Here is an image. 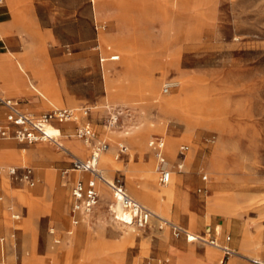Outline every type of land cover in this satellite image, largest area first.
Here are the masks:
<instances>
[{
  "label": "rangeland",
  "instance_id": "1",
  "mask_svg": "<svg viewBox=\"0 0 264 264\" xmlns=\"http://www.w3.org/2000/svg\"><path fill=\"white\" fill-rule=\"evenodd\" d=\"M117 2L128 6L119 7ZM30 7L43 44L33 47L34 54L28 59L31 43L26 47L23 39V49L19 40L12 42V50L25 51V55H17L29 68L15 82L0 68V92L16 98L22 109L35 115L55 107L89 106L91 113L84 123L109 142L106 151L116 156L121 145L128 147L129 154L116 158L118 165L110 175L99 162L106 178L122 174L131 193H145V188L151 200V204L142 201L146 206L194 233L216 228L220 237L229 234L235 254L224 260L226 264L229 260H233L231 264L264 260V0H95V4L92 0H35ZM102 32L119 34L125 43L150 51L154 68L149 73L156 89L142 85L141 78L148 72L143 67L128 69L120 59H101L110 56L103 54ZM127 75L134 79L135 97L119 92V80ZM169 78L180 84L165 94L162 84ZM105 82L113 94L107 95ZM46 86L52 89V96ZM141 92L150 97L144 99ZM173 95L180 100L164 101ZM111 111L118 114L117 121L106 128ZM186 114L194 122L188 124ZM205 114L207 118L201 119ZM3 121L2 114L0 123ZM156 124L160 131L153 130ZM54 125L63 134L58 138L61 143L63 139L78 140L73 122ZM154 135L164 138L166 155V145L173 147L170 164L178 174L167 185L158 183L155 160L147 146ZM183 143L190 145L185 155L190 158L178 171L174 159ZM1 149L16 160L0 164V168L29 166L36 183L28 186L0 176V237H4L0 264H64L63 251L74 248L79 251L69 257L77 262L71 264H209L202 258L206 248L213 249L208 244L176 239L166 228L134 229L121 222V206L104 183L108 194L102 197L99 189L96 206L87 217L80 214L68 240L63 232L68 224L66 214V224L49 213L26 223L28 207L35 204L23 193L48 203L61 193L67 201L82 173L70 169L72 157L51 141L26 143L8 137L1 140ZM89 150L83 155L70 152L85 159ZM147 166L155 174L149 182L143 174ZM46 171L51 173L50 182L44 180ZM69 175L75 176L74 181L64 182ZM85 176L82 178L89 175ZM168 188L166 196L159 194ZM210 195L237 197L236 214L217 213L207 205ZM14 214L19 218L14 219ZM82 219L77 241L76 229ZM52 227L60 243L54 244ZM255 228H259L260 244L242 246L243 231ZM220 258L222 253L214 264H222Z\"/></svg>",
  "mask_w": 264,
  "mask_h": 264
},
{
  "label": "built area",
  "instance_id": "2",
  "mask_svg": "<svg viewBox=\"0 0 264 264\" xmlns=\"http://www.w3.org/2000/svg\"><path fill=\"white\" fill-rule=\"evenodd\" d=\"M116 58L117 56H112V59ZM178 85L179 81L169 78L162 84V92L165 94L169 93L173 89L177 88ZM0 104H2L6 109V123L0 124V141L1 139L8 137H12L20 142L26 143H31L38 140L51 141L60 149L65 151L67 155L72 157L71 160L73 168L80 171H87L91 174V178L86 182L82 180L76 181L72 188V213L82 211L85 215H90L99 200L97 184L98 182H102L111 191L113 198L119 202L123 212L130 216L128 221H126L127 224L134 225L137 228H145L150 226L152 222H155L158 228L168 229L176 238L184 237L187 241H197L217 247L223 253V257L221 259L222 264H225V259H228L230 256L235 254L234 249L228 244L230 241L229 234L224 235L223 241L221 242L217 237L210 236L209 231L203 234L194 233L183 225L170 221L159 215L144 203L134 198L128 192L121 175H116L111 179L106 178L98 167L100 154L109 147V143L105 140L93 143V148L89 156L83 159L73 155L68 149L64 148L63 145L59 143L57 138L52 137L46 132L45 128L47 124L54 125L57 121H68L75 118L76 113L73 108L55 107L49 111H46L45 113L35 115L22 109L17 99L6 97L1 93ZM117 117L118 114L116 112L111 111L109 113V116L107 117V123L109 127L115 125ZM75 133L85 143L92 142L95 136L94 131L85 125H79L76 128ZM147 144L152 149L156 157L158 182L161 185H166L170 182L172 173L174 172V167L171 166L165 153L164 138L159 135L151 136ZM188 149V144L183 143L179 145L178 157L180 162L175 163L178 171L183 168L184 157ZM127 151L128 147L126 145H121L118 148L116 157L126 154ZM6 171L11 178L20 179L30 184H32L34 181L33 170L29 166L22 168L21 171H19L16 167H8ZM203 178L206 179L207 176H204ZM2 198L3 196L0 194V200ZM115 216L118 217L116 214ZM13 217L18 218L19 215L14 214ZM73 221L77 222V217L74 216ZM253 263L264 264V262L258 261L256 259H253Z\"/></svg>",
  "mask_w": 264,
  "mask_h": 264
},
{
  "label": "crops",
  "instance_id": "3",
  "mask_svg": "<svg viewBox=\"0 0 264 264\" xmlns=\"http://www.w3.org/2000/svg\"><path fill=\"white\" fill-rule=\"evenodd\" d=\"M92 1L95 4V0H92ZM34 4H35V0H0V55L1 54H10V55L14 54L15 55V54H21V53L25 55V51L22 52V50H12L11 47L13 46L12 42L14 40H19L22 43L23 49H24L23 39L26 42V47H27V45H29V43H31L32 52H27V54H26L28 59H29V57H32L33 54H34L33 53L34 52L33 51V47H35L36 45L37 46H41L43 44V36L39 32V30L36 29V26L34 25V23L31 20L32 19V16H31L32 13L30 12L31 11V7L30 6H33ZM116 5H118L119 7H123V8L128 6V4H124L123 2H117ZM100 41H101V44H102L101 47H102V49L104 51L103 54H106V55L110 54L109 57L101 58L102 60L103 59H107V58H110V60H112V61L120 59L124 63V67H127L128 69L129 68L133 69L134 67H137V66L138 67L139 66L143 67V69H145L148 72H147V75H145L143 77V79L141 78V81H143L142 85L147 86V87H149L151 89L152 88L156 89L154 81L152 80L151 74L149 73L151 71V69L154 68V64H153L154 59H153L152 55L150 54V51L148 53L145 50L138 49L135 46V44L130 43V41L125 43V41H123V38H120L119 34H115V33H112V32H102L101 35H100ZM110 44L111 45L113 44V47L116 50V52L115 51H111L112 49H111ZM111 56H117V58L116 59H112ZM105 68L106 69H110L107 66ZM127 76H128V78L125 77V79L122 78V79L119 80L122 89L121 90L118 89V90H119V92L122 91L124 97H130V96L135 97L136 94H135L134 90H132V86H131L134 83V79L132 77V80H131L130 79L131 77L129 75H127ZM121 80H122V82H121ZM188 81H189L188 83L191 82L189 79H188ZM105 86H106L107 95L108 94H113V93H111V92H113V90L112 89L109 90L107 88V82H105ZM143 91H144V89H143ZM0 93L3 95L2 92H0ZM141 93L144 94L143 95V97L145 96L144 99H147V98L150 97L148 95V93H146V92H141ZM4 96H6V95H4ZM6 97L16 99V98L11 97V96H6ZM62 108H73L75 113H76V117L73 118V119H70L68 121H57V123H60V122L61 123L62 122H73L74 123L75 132H76V128L79 125H85L87 127H90L89 125L84 123V119H87L89 117V114L91 113V109H90L89 106H86V105H82V106H63ZM2 114L4 115V121L1 122L0 124H5L6 123V119H5L6 109H5V107L2 104H0V118H1ZM175 114L179 115L178 113H175ZM204 118L205 119L207 118V114H205L204 117L201 118V119L204 120ZM185 119H186V122L188 124H190L191 121L194 122L192 117H189V115H187V114L185 115ZM155 126H156V128L153 129V130H156V131H160L161 130V129H159L160 125L156 124ZM105 127L106 128H110V127H108V125L106 123H105ZM149 128H154V126L153 127L150 126ZM149 128H146V130L149 131L150 130ZM92 130L95 133V136H94V138L92 140L93 143L99 142V141H102V140L106 141L105 138H100L98 136V133L94 129H92ZM75 135H76V133H75ZM77 138H78V140H80L81 142L86 144L87 147L89 146L88 148L90 150L88 152H91V150L93 148V144L85 143L78 136H77ZM4 139H8V138H3L1 140H4ZM106 142H108V141H106ZM61 144L64 146V148L66 147V149H68V146L70 145V139H63V143H61ZM64 144H66L67 146H65ZM147 146H148V144H147ZM109 147H110V145H109ZM178 148H179V145H178ZM148 149L152 153V156H153V158L155 160V166H156V164H157L156 157H155L152 149L149 146H148ZM189 149H190V145H189ZM189 149H188V151H189ZM60 150L65 153V151H63L62 149H60ZM106 150H104V151H106ZM187 152H186V155H187ZM89 154L87 155V157L89 156ZM128 154L129 153L127 151V153L126 154H122L121 157L125 156V155H128ZM116 158H118V157H116ZM167 158H168L169 162H171L169 155H167ZM189 158H190V156H189ZM189 158L187 159V157L185 156L184 161L187 162L189 160ZM12 160L13 161L16 160L13 154L7 153L6 151H4V149L0 150V164H6L8 162H12ZM174 160H175L174 163H176L179 160L178 149H177V152H176ZM71 163H72V161H71ZM8 167H16L19 171H21L22 168L27 167V166H24V167H18V166H14V165L2 166L0 168V176L1 175H6V176L10 177L8 175L7 171H6V169ZM70 169L71 170H77V169L73 168V165H72V168H70ZM67 171H68V169H64L62 172H63V174H67ZM77 171H80V170H77ZM80 172L82 173V175L80 176L81 178L77 179L76 181L82 180V181L86 182L88 179L91 178V174L89 172H87V171H80ZM177 174L178 173L174 169V172L172 173V177H171L170 181L173 179L174 176H177ZM85 175H89V176H88V178L83 179L82 177H86ZM107 175H110V172L108 170H107ZM117 175H121L122 176V178L124 180V183H125V186H126V182H125L124 176L122 174H117ZM43 176H44V180L45 181H49V182L51 181V177H50L51 173L50 172H47V171L44 172ZM115 176L116 175H114L113 177H115ZM74 177L75 176H70L69 175V177H66L64 179V182L67 181V180L72 182L75 179ZM33 178H34V181H33L32 184H30L28 182H25V181H23V182L26 183L28 186H34L35 183H36V175H35L34 171H33ZM11 179L15 180L16 178H11ZM16 180H20V179H16ZM76 181L74 182V184L76 183ZM157 181H158V179H157ZM101 183L102 182H98V184H97L98 191L100 189V184ZM74 184L71 187V193H72V188H73ZM226 185L230 186L231 183L226 182ZM143 187H145L144 183H143ZM127 190H128V188H127ZM133 191L134 190H132V193L134 194ZM144 191H145V188H144ZM109 192L111 193L110 190H109ZM128 192L134 198H136L138 201L142 202L140 199H138L136 197L135 194L133 195L129 190H128ZM179 192H181V191H179ZM23 194L28 195V198H31V200H32L33 204H35V206H36V204L38 205L37 208L34 205H32L30 208L28 207L27 215L25 216V222L26 223H29L38 214L49 213V215H52V218H54L57 221H60L61 224H66L67 222L64 220L65 219L64 216L66 214V216L68 218V224L66 225V227L63 228V232L65 233L64 237L66 238V240H68V238H70L72 236V230L78 224L80 214L85 215L82 211H77L76 213H72V203H73L72 194H70V197L66 201V197H64L61 193H56L54 196H52V202H49V203L45 202V201H42V200L39 201L35 196H31L30 193H23ZM112 198H113V196H112ZM142 203H144V202H142ZM74 216L77 217V219H78L77 222L73 221ZM85 216L87 217V215H85ZM18 218H14V219H18ZM130 226H132L134 229L137 228L134 225H130ZM153 226H156L158 228V226L156 225L155 222H152V224L150 226L145 227V228H149V227H153ZM16 229L17 228H14V230H16ZM137 229H143V228H137ZM258 229L257 228L254 229V231L255 230L257 231V234H259V230ZM49 231L52 234V236L54 237L53 238L54 244L60 243L61 239L59 237H57L58 235L56 233V228H54V227L49 228ZM208 231L210 232V236H215V237H217L219 239V241H221V242L223 241V237L224 236L220 237L221 236L220 231H218L216 228H214V229L209 228ZM251 232H253V231H251ZM174 238H176V237H174ZM176 239H185V238L184 237H180V238H176ZM250 239H252V238H247V239H245L243 241L241 240L242 241V246H245V247L249 246L251 248H253V247L255 248V245L249 244ZM255 241L257 242L256 245H258V244H260L261 238L255 240ZM186 242H197V241H187L186 240ZM228 244H229V242H228ZM3 245H4V237L1 236L0 237V249L3 248ZM209 246L211 248L215 249V250L206 248L203 251V253H202V258L205 259L207 263L214 264L217 256L220 253H222V251L219 248H217V247H214V246H211V245H209ZM229 246H230V244H229ZM254 250L257 251L256 249H254ZM222 257H223V253H222ZM220 259H222V258H220ZM255 259L260 260V261H264V260H261L259 258H255ZM29 260H31L32 262L34 261V259H29ZM232 261L229 260L227 262V264H231ZM159 264H162V263H159Z\"/></svg>",
  "mask_w": 264,
  "mask_h": 264
},
{
  "label": "bare ground",
  "instance_id": "4",
  "mask_svg": "<svg viewBox=\"0 0 264 264\" xmlns=\"http://www.w3.org/2000/svg\"><path fill=\"white\" fill-rule=\"evenodd\" d=\"M32 47V46H31ZM23 58L21 57V55H17V54H3L0 55V68L3 71L4 75L6 76V78H8L10 81L15 82L16 79L20 76L21 72H26L29 68L28 65L23 64ZM26 63V62H25ZM1 72V71H0ZM22 80V79H21ZM179 81V80H178ZM180 84V82H179ZM179 86V85H178ZM152 90H154V88H152ZM46 91L47 94L49 96H52V89L49 86H46ZM191 91V90H190ZM151 92V91H150ZM156 93V92H155ZM165 102H174L175 100H180L178 95H173L170 97H164L163 98ZM191 101V100H190ZM187 102V101H185ZM179 103V101H178ZM190 103V102H189ZM166 104V103H165ZM187 104V103H186ZM176 105V104H174ZM173 105V106H174ZM180 105V104H179ZM164 106V105H163ZM171 105H169L170 107ZM178 107V106H177ZM172 108V107H171ZM174 108V107H173ZM186 108V107H185ZM192 108V107H190ZM177 109V108H176ZM193 109V108H192ZM199 109V108H197ZM181 110V109H180ZM171 111V110H170ZM196 111V109L194 110ZM198 111V110H197ZM196 111V112H197ZM174 113V111H173ZM177 113V111H176ZM191 115V114H190ZM46 132L51 135L52 137L55 138H59L62 134L61 129L58 126L52 125V124H47L46 128H45ZM128 133V132H127ZM60 142V141H59ZM61 144V142H60ZM66 146V145H65ZM70 148L69 151H71L73 154H78V155H83L87 150L88 147L86 144H84L83 142H81L80 140H70V145L68 146ZM66 148V147H65ZM172 146L170 143H168V145H166V149H167V153L168 155L171 157L172 156ZM41 150V148H40ZM109 150V148H108ZM87 154V152H86ZM100 165L108 171H112L114 170L118 163L116 161V157L112 156L110 151H106V152H102L100 154V159H99ZM156 169V167H155ZM144 177H148V182L149 180H151V177H154V168L147 166L146 169H144ZM100 188L102 189L101 191V195L102 197L106 196L108 194V191L105 189V187L100 184ZM100 191V190H99ZM134 194L136 195V197L138 199H140L141 201H145L151 204V200L148 196V192L145 190V193H139L137 191H133ZM170 192V189H166V190H162L159 192L160 195L166 196L168 193ZM210 200L211 203L207 204L208 206H213L216 210L217 213H222V214H226V215H234L237 212L238 206H239V200L237 199V197H234L232 195H226V196H215V195H210ZM209 200V199H208ZM119 203V202H118ZM215 204H217L218 206L215 207ZM120 205V204H119ZM121 206V205H120ZM122 209V207H121ZM64 212V211H63ZM120 214V213H118ZM129 215H127L126 213L123 212V209L121 210V222H125L128 221L129 219ZM125 220H123V219ZM81 224L78 226V228L76 229V239L78 241V235H79V230L84 226V221L85 219L81 220ZM119 221V220H118ZM128 227H131V224H126ZM235 227V226H234ZM75 228V227H74ZM73 233V232H72ZM75 234V233H74ZM236 235V234H235ZM247 238H252L249 241V244L252 245H256L257 242L255 240L260 239V234H257V231H253V232H248L246 229L243 231L242 233V241L247 239ZM73 240H74V236H73ZM74 243V242H73ZM100 244V243H99ZM264 245V244H262ZM101 246V245H100ZM103 247V246H102ZM79 249L74 248L73 250H65L63 251V263L64 264H71L70 262H77L76 260H72L69 256L71 254V252H78ZM98 252V251H97ZM74 257V256H73ZM76 257V255H75ZM253 261V259H251ZM255 260V259H254ZM257 260V259H256ZM81 261V260H80ZM79 261V262H80ZM97 261V260H96ZM107 261V260H106ZM104 261V262H106ZM260 261V260H258ZM103 262V261H102ZM108 262V261H107ZM264 262V261H262ZM100 263V261H97V264ZM105 264V263H104ZM109 264V263H108Z\"/></svg>",
  "mask_w": 264,
  "mask_h": 264
},
{
  "label": "water",
  "instance_id": "5",
  "mask_svg": "<svg viewBox=\"0 0 264 264\" xmlns=\"http://www.w3.org/2000/svg\"><path fill=\"white\" fill-rule=\"evenodd\" d=\"M207 230H209V228H207Z\"/></svg>",
  "mask_w": 264,
  "mask_h": 264
}]
</instances>
